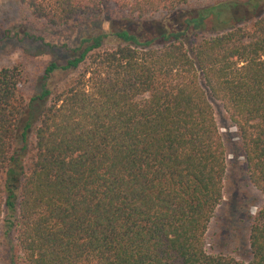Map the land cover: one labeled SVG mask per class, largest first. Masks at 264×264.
<instances>
[{
	"label": "trees",
	"instance_id": "trees-1",
	"mask_svg": "<svg viewBox=\"0 0 264 264\" xmlns=\"http://www.w3.org/2000/svg\"><path fill=\"white\" fill-rule=\"evenodd\" d=\"M192 1L16 0L53 28L110 21L64 44L27 101L21 64L0 68V223L22 264H264V2L222 21L223 2ZM216 113L263 197L248 261L205 247L227 162Z\"/></svg>",
	"mask_w": 264,
	"mask_h": 264
},
{
	"label": "rangeland",
	"instance_id": "rangeland-1",
	"mask_svg": "<svg viewBox=\"0 0 264 264\" xmlns=\"http://www.w3.org/2000/svg\"><path fill=\"white\" fill-rule=\"evenodd\" d=\"M257 0H251L253 4ZM224 3L220 19L238 20L250 16L253 8L247 6L245 0H201L192 1L189 6H207ZM264 0H258L263 3ZM165 14H156L152 22L160 28L159 20ZM107 19V17H106ZM96 20L90 24H81L77 19L65 27L53 28L43 21L34 19L25 6L16 0H0V68L13 64H21L26 81L20 85V91L27 101L35 94L40 85V76L46 64L53 59L63 61L69 54L63 45L77 46L79 41L98 31H106L110 21ZM213 26L219 25L213 17ZM135 25H131L133 29ZM27 32L29 36L23 33ZM33 37V38H32ZM40 37V40L34 39ZM107 46L114 44L109 39ZM63 75H55L52 85L64 79ZM220 131L226 139V172L224 176L223 200L217 206L209 222L206 232V250L213 254H228L236 259L248 261L251 257L249 248V229L252 216L263 202L261 193L250 183L239 139L235 136V128L228 126L221 113H216ZM0 264H22L13 232L6 233L0 223Z\"/></svg>",
	"mask_w": 264,
	"mask_h": 264
}]
</instances>
